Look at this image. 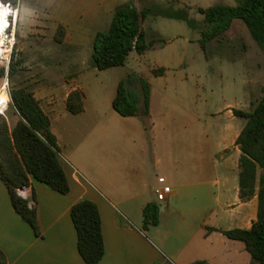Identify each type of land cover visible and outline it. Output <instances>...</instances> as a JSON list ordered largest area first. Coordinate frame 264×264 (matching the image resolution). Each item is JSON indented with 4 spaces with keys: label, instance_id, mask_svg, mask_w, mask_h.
Returning <instances> with one entry per match:
<instances>
[{
    "label": "rangeland",
    "instance_id": "rangeland-1",
    "mask_svg": "<svg viewBox=\"0 0 264 264\" xmlns=\"http://www.w3.org/2000/svg\"><path fill=\"white\" fill-rule=\"evenodd\" d=\"M106 1L17 0L19 21L12 58L15 73L11 79L5 76L9 91L25 85L30 90L42 88L57 97V111L66 114L61 120H56L59 114L52 116L61 140L60 155L66 164L70 152L79 147L82 166L90 158L87 125L96 122L99 112L115 116L116 120H110L109 137L123 144L125 137L119 124L128 119L113 109L121 82L141 109L139 116L129 120L143 123V119H137L146 116L140 78L147 79L151 85L152 122L163 144L165 161L173 157L180 162L181 168L190 171L191 183L195 175L212 182L205 196H179L173 202L186 206L187 213L191 206L201 205L206 210L199 220L216 223L221 212L216 193L223 188L219 174L224 173L219 168L225 156L219 152L222 129L233 126V131L237 127L241 132L247 120L233 117L231 112H252L264 97V50L238 19L223 37L211 42L206 51L202 49L205 23L199 9L236 6V0H126L140 13L151 11L143 21L149 51L144 56L133 52L124 66L99 71L92 57L94 39L109 30L114 16ZM61 23L70 33L69 40L65 36L63 43L56 40ZM154 69H164V76L155 77ZM72 79L86 95L87 113L83 116L69 113L61 104L64 82ZM167 145L172 146V151L166 152ZM165 161L160 164L159 175L168 177L167 184L177 191L169 175L170 163ZM254 209L255 222L257 201ZM249 262H253L251 255Z\"/></svg>",
    "mask_w": 264,
    "mask_h": 264
},
{
    "label": "crops",
    "instance_id": "crops-1",
    "mask_svg": "<svg viewBox=\"0 0 264 264\" xmlns=\"http://www.w3.org/2000/svg\"><path fill=\"white\" fill-rule=\"evenodd\" d=\"M106 2L113 14L118 7L126 4V0ZM69 34L67 29L66 41ZM154 76L162 77L164 74ZM5 80V77H0V90L9 81ZM64 83L61 104L68 111L66 101L70 93L81 88L73 79ZM33 92L49 116L51 130L61 147L52 116L59 114L56 120H61L66 114L57 111L59 101L54 94L48 95L42 88H36ZM85 100V110L77 116L87 113ZM234 111L231 115L236 117ZM10 112L12 115H9ZM6 114L13 129L20 118L12 106ZM111 116V112H99L96 122L87 125L90 139L87 154L90 158L85 164L81 166L79 147L70 152L66 164L63 161L71 187L68 195L32 180L27 196L31 200L30 205L38 209L42 236L37 237L16 212L9 191L0 180V264H86L78 251V236L71 218L72 207L82 200L95 203L101 214L106 253L99 264H159L167 260L172 264H250V253L245 244L231 240L222 233L233 229H250L255 220L254 205L258 202L257 197L243 202L239 196L241 151L236 142L241 132L238 128L234 131L233 126L222 129L219 152H224L225 156H222L223 162L219 168L224 173L219 174V179L223 188L216 193L221 212L217 213L216 223H212L199 220L201 212L206 210L201 205L191 206V212L187 213L186 206L173 202L179 196H205L210 193L207 187L212 182L207 181L205 176L200 180V175H195L191 183L193 178L190 171L181 168L180 162L173 160V157L165 161L163 144L160 145L158 140L151 109L148 116L137 118L143 119V123L141 120H129L132 117H123L128 119L119 124L125 137L123 144L120 139L113 141L109 137L110 120H116L115 116ZM169 149L172 151L171 145H167L166 152ZM164 161L170 163L169 175L178 190L172 189L167 200L161 203L156 198L155 190L160 187V178L169 182L168 177L159 175L160 164ZM159 203V224L145 231L144 209L149 204ZM164 203H167V208Z\"/></svg>",
    "mask_w": 264,
    "mask_h": 264
},
{
    "label": "trees",
    "instance_id": "trees-1",
    "mask_svg": "<svg viewBox=\"0 0 264 264\" xmlns=\"http://www.w3.org/2000/svg\"><path fill=\"white\" fill-rule=\"evenodd\" d=\"M13 5L17 0H3ZM236 6H215L199 9L204 16L205 29L202 31L201 47L223 37L233 25L241 20L257 44L264 50V0H236ZM150 10L141 13L136 6L123 5L116 9L108 31L96 35L93 44V60L99 71L124 66L130 55L135 52L142 56L148 51L147 34L143 21ZM165 16V15H164ZM183 19L181 17H175ZM185 20V19H183ZM66 29L60 26L56 40L63 43ZM12 60L7 73L6 67H0V77H11L15 73ZM154 75L165 73L164 69L153 70ZM145 102L144 115L150 114L151 86L140 78ZM12 108L19 121L12 129L5 114H0V180L7 187L16 212L28 223L37 237L42 236L39 212L32 207L30 198L20 195V190H28L32 180L49 186L52 190L68 195L70 183L60 155L58 139L51 130V120L28 86L14 87L10 91ZM124 83H120L113 109L122 117H136L141 109L133 101ZM85 93L81 89L70 93L66 107L74 115L82 114ZM236 117L246 119L237 146L241 151L239 161V196L241 201L258 199L257 220L250 229H233L222 232L226 237L245 244L253 264H264V97L252 112L235 110ZM160 207L149 204L144 209V226L159 224ZM71 218L78 236V251L86 264H99L105 256V242L102 230V218L98 206L82 200L72 207ZM2 253L0 252V258ZM159 264H172L171 262ZM194 264H207L196 262Z\"/></svg>",
    "mask_w": 264,
    "mask_h": 264
},
{
    "label": "built area",
    "instance_id": "built-area-1",
    "mask_svg": "<svg viewBox=\"0 0 264 264\" xmlns=\"http://www.w3.org/2000/svg\"><path fill=\"white\" fill-rule=\"evenodd\" d=\"M0 2L8 11L7 14L0 15V63L6 67L8 72L16 44V26L19 9L9 2L3 0H0ZM11 105L12 98L9 91V82L6 81L0 90V114H5ZM159 183L160 187L155 190V194L158 201L162 203L165 202L172 193V188L167 185L164 178H160ZM20 195L24 198H28L27 190H20Z\"/></svg>",
    "mask_w": 264,
    "mask_h": 264
},
{
    "label": "bare ground",
    "instance_id": "bare-ground-1",
    "mask_svg": "<svg viewBox=\"0 0 264 264\" xmlns=\"http://www.w3.org/2000/svg\"><path fill=\"white\" fill-rule=\"evenodd\" d=\"M7 10L2 6L1 2H0V15H3V14H7ZM17 16V14H16ZM18 17V16H17ZM5 98V97H4Z\"/></svg>",
    "mask_w": 264,
    "mask_h": 264
},
{
    "label": "water",
    "instance_id": "water-1",
    "mask_svg": "<svg viewBox=\"0 0 264 264\" xmlns=\"http://www.w3.org/2000/svg\"><path fill=\"white\" fill-rule=\"evenodd\" d=\"M131 7L133 8V7H134V5H131Z\"/></svg>",
    "mask_w": 264,
    "mask_h": 264
},
{
    "label": "snow or ice",
    "instance_id": "snow-or-ice-1",
    "mask_svg": "<svg viewBox=\"0 0 264 264\" xmlns=\"http://www.w3.org/2000/svg\"><path fill=\"white\" fill-rule=\"evenodd\" d=\"M5 23H6V21H5Z\"/></svg>",
    "mask_w": 264,
    "mask_h": 264
}]
</instances>
